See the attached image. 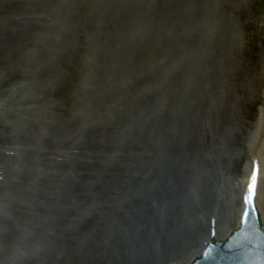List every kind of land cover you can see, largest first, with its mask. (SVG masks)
<instances>
[{"label": "bare ground", "instance_id": "bare-ground-1", "mask_svg": "<svg viewBox=\"0 0 264 264\" xmlns=\"http://www.w3.org/2000/svg\"><path fill=\"white\" fill-rule=\"evenodd\" d=\"M22 1L28 8L22 6L21 13L26 9L25 15H38L27 20L31 23L37 19L32 28L19 23V31L15 29L16 22H12L0 31L4 64L0 89L17 80L13 88L0 94V102L9 97L8 103L2 104L5 121L0 120V259L12 246L5 264H188L201 241L209 238L210 219H217V239H224L236 229L239 188L246 183L253 158L260 161L258 198L262 200L264 224V107L250 139L251 153L243 173L240 158L246 138L244 121L249 115L245 94H255L249 92L248 86L238 88L229 81L232 64L236 65L237 74L238 58L247 48L241 16L251 11L255 0H209L208 22L199 0L200 70L142 76L139 86L144 121L111 126L113 130L105 136H110L112 142L104 143L101 131L96 133V148L107 153V157L101 156L100 165L92 170L101 173V182L107 185L108 195L102 203L108 209L99 210L94 216L92 210L85 208L81 212L76 208L82 201L86 204L100 199L90 193L92 185L66 183V178L75 180L89 171L83 163L86 144L80 142L73 148L69 146L75 141L69 140L82 133L85 120L94 119L111 105L110 100L134 65L118 61L116 57L122 50L103 51L111 59L97 62L95 80L100 79L101 84L93 92L80 88L78 93L75 91L70 117L62 119L59 104L51 98L64 78L63 65L76 54L68 39L74 30L75 11H71L70 21V16L61 21L64 26L58 34L51 31L52 37L27 39L41 27L49 33L54 16L45 9L40 14L33 10L32 3L45 0ZM260 1L264 30V0ZM14 3L15 0H0V8ZM105 3L101 20L113 25L118 7L127 0ZM57 4L65 6L62 1ZM5 16L0 14V27ZM66 26L68 29H64ZM224 26L226 37L219 32ZM241 65L246 68L244 74L253 75L249 64ZM107 74L113 78L109 82ZM90 77L93 81V73ZM94 134L88 130L90 139ZM94 144L91 142L90 147ZM30 146L40 149L35 153ZM76 150L82 152L75 155ZM10 153L20 158L8 156ZM110 153L116 154L110 157ZM59 158L78 163L58 162L52 172L58 173L57 182L61 183L48 182V165ZM35 167H39L42 176H37ZM225 180L230 182L231 193L218 194L215 189ZM88 194L90 198L84 197ZM74 211L90 222L67 221ZM51 214H59L58 221L53 222Z\"/></svg>", "mask_w": 264, "mask_h": 264}, {"label": "rangeland", "instance_id": "rangeland-1", "mask_svg": "<svg viewBox=\"0 0 264 264\" xmlns=\"http://www.w3.org/2000/svg\"><path fill=\"white\" fill-rule=\"evenodd\" d=\"M59 1L64 2L65 6L62 7L61 5H58L57 2ZM169 1L170 0H129L130 4L128 8L120 7L121 9H119L118 14L113 21L114 23L112 27L116 28H109V30L107 28L108 25H105L101 18L96 20L98 15L97 12L102 10L106 4V0H45L44 2H38L35 5L33 4L32 7L33 10L39 14L41 10L45 9L47 13L54 16L52 18L53 20L51 19L52 25L49 27L50 31L49 33H45L42 30L45 28L41 27L37 33L32 32L29 36L30 39L36 38V40H41L42 38L52 37L51 31L58 34L64 26L61 25V21L66 20L69 16L70 21L72 19L71 11H78L76 15L77 18L75 19L77 23H75L76 25L71 24L74 30L70 35V43L72 44L71 50L74 52L77 51L78 53H76L73 57L71 61L72 64L69 66L66 64L63 68L64 70L62 74H65V77L61 82L66 86V90H70V92L74 90L75 82L81 84L80 76L83 74L82 69L85 64L84 61L91 56L89 55L90 50L99 51L98 53H95V57L90 59V62H92L94 66L95 63L98 62L99 64L102 60L104 62L107 59L110 60L108 56H104L103 51L106 50L107 52H111V50L123 49L126 50V52L121 53L118 57H116L119 61L130 63L133 61V56L135 59L141 61L144 66L146 65L145 63H149L151 65V69L153 70L152 72L157 75L167 74L170 72L180 73L181 71L190 72L200 70L202 66V50L200 49L198 28L199 18L197 16L199 13L198 0H189L186 2L183 8V18L180 23L178 15L174 16L175 20L173 22H170L169 18L176 13L175 11L169 13L166 6L167 4L169 5ZM15 5L17 4L8 6L11 13L6 16V19L3 21L4 25L0 27V31L4 30L8 27V24H11L12 22H16L15 25L17 26L15 27L14 25V27L19 31L22 26L27 29L32 28L31 25L36 22V20L31 23L27 21H31L34 14L31 17L25 15L27 12L26 9H24V13H15V10L19 9V7L16 8L17 6L14 7ZM5 9L6 8L4 6V8L1 9L2 12ZM5 12H8V10H5ZM255 14L258 15V17L253 19V28L256 31L255 33L257 34V39L264 41L263 24H261V9H255L253 15L255 16ZM209 16L210 10L207 11L206 9V21L209 20ZM44 17L47 19V16ZM49 18H51V16H49ZM54 20L59 21V23H55ZM94 21L97 25L95 27L94 23H92ZM19 23L25 24L18 26ZM173 24H179L181 29L176 39L181 38L182 44L177 52L172 48L174 42L173 34L176 33L173 32ZM41 25H36L35 27H40ZM76 27H79V29L81 28V32H79V29H75ZM190 27L193 29H191L192 32H189L188 35V28ZM66 28L68 29V26L64 27V29ZM16 30H14V32H17ZM54 36L57 35L54 34ZM161 42H165L166 49H168L170 55L166 53V49H159V44ZM101 46L103 48H101ZM90 69L94 70L91 67ZM257 70L255 71L256 74H258ZM235 78L236 75H231L229 80ZM139 81V79L136 80V75H132L130 70L127 71V78L124 80L123 87L116 91L117 93L114 95L113 99L110 100L111 105L104 107L106 109L108 108L107 110H114L119 107L124 120L120 119L115 114L108 117L106 119L107 123L105 125V130H102L99 133L100 136L105 134L108 130H113L108 128L109 124H112V127H115L120 126L124 122L128 123L125 118L126 113H132L129 117L130 120H143L141 92L138 88ZM198 82L199 81L196 80V83ZM5 86L6 90L13 87L12 84H6ZM254 86L257 87V89L259 87L258 83ZM69 96L70 95L64 96L63 99L60 100L62 107L59 113L62 115L63 119L68 118L71 113L70 108L72 102ZM254 103L255 107H251V109L253 108V115L250 118L252 121L255 120L257 105L260 104L259 100ZM101 111L104 112V109ZM109 112L112 111L110 110ZM84 131L87 132L86 127L84 128ZM104 140L111 141L110 136H105ZM92 143L94 144L95 140H93ZM245 159L246 158H244L242 162H244ZM98 191H104L99 184L96 188H92L93 193H98Z\"/></svg>", "mask_w": 264, "mask_h": 264}, {"label": "snow or ice", "instance_id": "snow-or-ice-1", "mask_svg": "<svg viewBox=\"0 0 264 264\" xmlns=\"http://www.w3.org/2000/svg\"><path fill=\"white\" fill-rule=\"evenodd\" d=\"M254 186H255V176L253 177V185H252L253 189H254ZM248 203H249L250 205L253 204V199H252V196H251V195H250L249 198H248ZM247 219H248V213H245V214H244V223H245V224L247 223ZM212 234L214 235V233H212Z\"/></svg>", "mask_w": 264, "mask_h": 264}]
</instances>
